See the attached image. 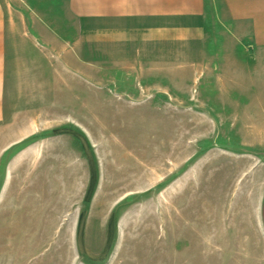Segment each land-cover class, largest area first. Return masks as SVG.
<instances>
[{"label": "rangeland", "instance_id": "rangeland-1", "mask_svg": "<svg viewBox=\"0 0 264 264\" xmlns=\"http://www.w3.org/2000/svg\"><path fill=\"white\" fill-rule=\"evenodd\" d=\"M51 45L0 106V264H264V46L219 20L155 59Z\"/></svg>", "mask_w": 264, "mask_h": 264}, {"label": "crops", "instance_id": "crops-1", "mask_svg": "<svg viewBox=\"0 0 264 264\" xmlns=\"http://www.w3.org/2000/svg\"><path fill=\"white\" fill-rule=\"evenodd\" d=\"M219 18L247 23L264 46V0H0V106L19 78L43 84L51 45L156 59L162 49L204 42Z\"/></svg>", "mask_w": 264, "mask_h": 264}]
</instances>
